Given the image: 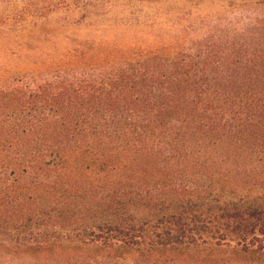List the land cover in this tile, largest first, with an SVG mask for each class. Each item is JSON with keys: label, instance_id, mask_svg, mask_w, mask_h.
Here are the masks:
<instances>
[{"label": "trees", "instance_id": "trees-1", "mask_svg": "<svg viewBox=\"0 0 264 264\" xmlns=\"http://www.w3.org/2000/svg\"><path fill=\"white\" fill-rule=\"evenodd\" d=\"M257 3L202 40L0 69V264H264Z\"/></svg>", "mask_w": 264, "mask_h": 264}, {"label": "rangeland", "instance_id": "rangeland-1", "mask_svg": "<svg viewBox=\"0 0 264 264\" xmlns=\"http://www.w3.org/2000/svg\"><path fill=\"white\" fill-rule=\"evenodd\" d=\"M3 1L1 20L27 21L22 30L0 32V69L13 71L58 63L83 47L131 53L182 45L263 13L259 0Z\"/></svg>", "mask_w": 264, "mask_h": 264}]
</instances>
